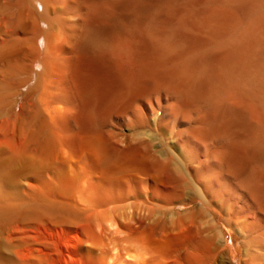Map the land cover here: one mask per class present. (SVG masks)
<instances>
[{
	"label": "bare ground",
	"instance_id": "obj_1",
	"mask_svg": "<svg viewBox=\"0 0 264 264\" xmlns=\"http://www.w3.org/2000/svg\"><path fill=\"white\" fill-rule=\"evenodd\" d=\"M3 155L13 263L264 264V0H0Z\"/></svg>",
	"mask_w": 264,
	"mask_h": 264
},
{
	"label": "rangeland",
	"instance_id": "obj_2",
	"mask_svg": "<svg viewBox=\"0 0 264 264\" xmlns=\"http://www.w3.org/2000/svg\"><path fill=\"white\" fill-rule=\"evenodd\" d=\"M0 158V210L2 207H13V209L19 210L23 207L16 206L15 204L10 201L9 198L12 193V181L11 175L8 167L7 157L3 155ZM6 221L0 219V264H16L15 262V249L13 244L8 241L6 236V229H7ZM227 231V244L230 247V242H233V246L236 247L238 252L232 257L233 264H241L243 258V246H242V239L241 237L232 230ZM14 260V261H13Z\"/></svg>",
	"mask_w": 264,
	"mask_h": 264
}]
</instances>
